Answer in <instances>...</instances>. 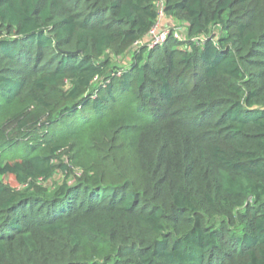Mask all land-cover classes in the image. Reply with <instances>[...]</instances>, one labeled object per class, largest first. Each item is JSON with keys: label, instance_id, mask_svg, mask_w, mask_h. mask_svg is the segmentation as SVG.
Returning <instances> with one entry per match:
<instances>
[{"label": "trees", "instance_id": "16d2710c", "mask_svg": "<svg viewBox=\"0 0 264 264\" xmlns=\"http://www.w3.org/2000/svg\"><path fill=\"white\" fill-rule=\"evenodd\" d=\"M0 264H264V0H0Z\"/></svg>", "mask_w": 264, "mask_h": 264}, {"label": "built area", "instance_id": "2783aa9c", "mask_svg": "<svg viewBox=\"0 0 264 264\" xmlns=\"http://www.w3.org/2000/svg\"><path fill=\"white\" fill-rule=\"evenodd\" d=\"M160 3H158V5L161 7L160 8V13H159V18H158V21L157 23L155 24V26L152 28V30L150 31V33L148 34V41H149V48H152L154 46H158V45H161L163 44L167 38L169 36H173V38L175 39H182V36L181 34L183 35L182 31L184 32L185 34V30H184V27L183 29H178V30H169V29H165V30H162L163 28H159V22H160V19L162 16H164L163 12H162V6H161V1H159ZM198 39L195 38V39H192L193 42L197 41ZM135 45H138L135 44Z\"/></svg>", "mask_w": 264, "mask_h": 264}, {"label": "rangeland", "instance_id": "374dc122", "mask_svg": "<svg viewBox=\"0 0 264 264\" xmlns=\"http://www.w3.org/2000/svg\"><path fill=\"white\" fill-rule=\"evenodd\" d=\"M184 24L182 21H176L173 19H169L165 16H162L159 22V28H163L162 30L169 29V30H178V29H183ZM183 35L181 34L182 38L185 35L184 32L182 31ZM125 63V62H124ZM60 176L57 175L55 176V180H59Z\"/></svg>", "mask_w": 264, "mask_h": 264}]
</instances>
